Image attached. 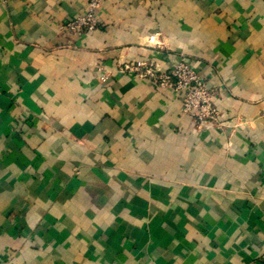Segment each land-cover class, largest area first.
Segmentation results:
<instances>
[{"label":"crops","instance_id":"0c3cea01","mask_svg":"<svg viewBox=\"0 0 264 264\" xmlns=\"http://www.w3.org/2000/svg\"><path fill=\"white\" fill-rule=\"evenodd\" d=\"M89 1L0 0V264H264V0Z\"/></svg>","mask_w":264,"mask_h":264},{"label":"built area","instance_id":"2783aa9c","mask_svg":"<svg viewBox=\"0 0 264 264\" xmlns=\"http://www.w3.org/2000/svg\"><path fill=\"white\" fill-rule=\"evenodd\" d=\"M99 0H90L84 15L69 21L65 27L74 33L92 32L97 28L94 11ZM143 64L137 63L136 67ZM135 67V68H136ZM144 67V65H143ZM128 70L133 67H125ZM161 88L173 89L181 101V113L189 117L195 124H211L217 122L218 111L212 102V91L199 74L193 63L179 57L168 71L161 72L155 66H146L141 75Z\"/></svg>","mask_w":264,"mask_h":264}]
</instances>
